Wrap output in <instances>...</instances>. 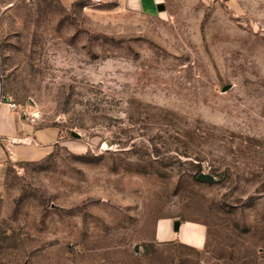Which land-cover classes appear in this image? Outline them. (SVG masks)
Masks as SVG:
<instances>
[{
  "label": "rangeland",
  "instance_id": "obj_1",
  "mask_svg": "<svg viewBox=\"0 0 264 264\" xmlns=\"http://www.w3.org/2000/svg\"><path fill=\"white\" fill-rule=\"evenodd\" d=\"M0 85L58 130L0 162V264H264V0H0Z\"/></svg>",
  "mask_w": 264,
  "mask_h": 264
},
{
  "label": "crops",
  "instance_id": "obj_2",
  "mask_svg": "<svg viewBox=\"0 0 264 264\" xmlns=\"http://www.w3.org/2000/svg\"><path fill=\"white\" fill-rule=\"evenodd\" d=\"M11 103L4 97L0 85V162L7 157L15 160L41 158L57 141L58 130L37 125L35 120L21 114L17 105L12 108ZM154 238L158 242H178L203 248L206 228L197 222L161 219L156 224Z\"/></svg>",
  "mask_w": 264,
  "mask_h": 264
},
{
  "label": "water",
  "instance_id": "obj_3",
  "mask_svg": "<svg viewBox=\"0 0 264 264\" xmlns=\"http://www.w3.org/2000/svg\"><path fill=\"white\" fill-rule=\"evenodd\" d=\"M157 8L159 10L163 9V5L161 3H159L157 5ZM196 179L199 180V181H212V179H210L207 175L203 174V173H199L197 176H196Z\"/></svg>",
  "mask_w": 264,
  "mask_h": 264
},
{
  "label": "built area",
  "instance_id": "obj_4",
  "mask_svg": "<svg viewBox=\"0 0 264 264\" xmlns=\"http://www.w3.org/2000/svg\"><path fill=\"white\" fill-rule=\"evenodd\" d=\"M87 4H90V5H98L102 2V0H84ZM10 106L12 108H16V104L14 102H12L10 104Z\"/></svg>",
  "mask_w": 264,
  "mask_h": 264
}]
</instances>
